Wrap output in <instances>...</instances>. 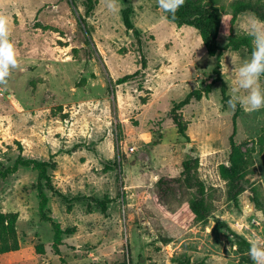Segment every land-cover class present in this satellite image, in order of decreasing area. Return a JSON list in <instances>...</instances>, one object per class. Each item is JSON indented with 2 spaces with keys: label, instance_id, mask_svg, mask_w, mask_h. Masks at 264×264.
Returning <instances> with one entry per match:
<instances>
[{
  "label": "rangeland",
  "instance_id": "1",
  "mask_svg": "<svg viewBox=\"0 0 264 264\" xmlns=\"http://www.w3.org/2000/svg\"><path fill=\"white\" fill-rule=\"evenodd\" d=\"M231 1L218 4L223 17ZM108 3L0 0L18 60L0 84V172L18 158L50 162L45 213L70 230L56 255L38 211L37 171L18 167L0 176V212L18 215L19 240L0 264H254L239 241L264 237V108L250 111L232 92L251 55L223 51L220 59L226 96L240 107L234 141L247 164L231 183L218 166L228 161L236 107L222 102L215 58L198 32L169 22L158 0H115L116 11ZM252 17L239 15L233 34H247ZM124 76L132 77L119 84ZM208 84L206 97L177 113L186 140L170 111ZM188 160L197 163L185 183ZM199 198L202 219L189 205Z\"/></svg>",
  "mask_w": 264,
  "mask_h": 264
},
{
  "label": "trees",
  "instance_id": "2",
  "mask_svg": "<svg viewBox=\"0 0 264 264\" xmlns=\"http://www.w3.org/2000/svg\"><path fill=\"white\" fill-rule=\"evenodd\" d=\"M90 1V0H89ZM221 0H185L184 4L177 10L174 16L167 14L166 18L169 22L174 23L176 26H188L194 28L201 39L202 45L205 48L206 54L209 57L215 58V67L213 74L215 79L213 83L220 82V95L222 102H229L231 98L226 96V86L220 77V59L223 51L236 52L241 49H245L246 52L251 55L252 53V38L248 34L235 35L233 34V26L236 23L237 17L243 13H252L260 21H264V2L260 0H232L228 4L229 13L223 17L222 10L218 4ZM131 10L126 7L121 12L123 25L127 30L133 29V24L130 19ZM223 34L226 37L224 44H220L218 37ZM132 76H124L117 80L119 84L126 82ZM264 78V76H261ZM212 84L206 85L202 90H194L186 95V97L174 104L170 114L173 125L176 127L177 133L185 138L188 137L185 134L186 128L184 127L179 115L177 114L183 107L190 104L191 100L200 101L202 97H206ZM235 104L236 111L232 115V132L229 136V148L227 164H221L218 166V175L221 179L228 182H237L242 180L247 173V164L242 157L241 151L234 141L236 134V119L240 112L238 102L232 100ZM232 105V104H231ZM197 161L188 160L182 162V174L185 175L184 182L190 183L192 178L190 175L191 169L195 168ZM18 167H30L37 171L38 179L36 184L37 196H38V211L42 221L49 223L53 230V243L52 249L56 255L59 254L58 246L61 244V235L70 234V230L64 232L60 229L59 225L49 218L45 213L47 205V197L44 192V187L51 189L49 170L53 169L50 162H41L32 159L18 158L11 168L6 169L4 172H0L2 178L9 174L16 172ZM181 181V180H180ZM190 181V182H189ZM49 187V188H48ZM190 210L195 214L196 218H203L202 212L204 210V204L202 199L191 200ZM102 210H104L102 208ZM18 215L16 213L4 214L0 212V254H6L15 252L19 249V240L16 233V222ZM240 250L244 247L248 252L250 244L245 240L239 241ZM38 253H43L42 246H37ZM243 264L251 263L250 260L242 262Z\"/></svg>",
  "mask_w": 264,
  "mask_h": 264
},
{
  "label": "clouds",
  "instance_id": "3",
  "mask_svg": "<svg viewBox=\"0 0 264 264\" xmlns=\"http://www.w3.org/2000/svg\"><path fill=\"white\" fill-rule=\"evenodd\" d=\"M185 0H158L159 7L166 13L175 15ZM108 8L116 11L115 0H109ZM9 28L7 19L0 17V84L5 83L10 69L18 66L16 51L8 40ZM247 34L252 38V53L249 60L238 69L236 83L232 92L236 100L255 111L264 108V86L260 84V77L264 76V21L252 17L248 22ZM245 94L240 95L241 92ZM230 104L235 106L232 100ZM248 255L254 264H264V237L255 236L250 240Z\"/></svg>",
  "mask_w": 264,
  "mask_h": 264
}]
</instances>
